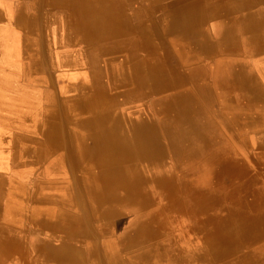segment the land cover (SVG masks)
<instances>
[{
  "label": "bare ground",
  "instance_id": "6f19581e",
  "mask_svg": "<svg viewBox=\"0 0 264 264\" xmlns=\"http://www.w3.org/2000/svg\"><path fill=\"white\" fill-rule=\"evenodd\" d=\"M48 1L52 5L48 11L50 22L46 23L43 40L41 35L35 37L38 49L31 62L45 82L46 127H56L57 109L62 110L61 120L69 122L65 126L70 142L77 145L73 148L79 156L76 164L81 167L82 186L77 185L70 196L60 197L64 214H59L62 208L43 209L40 218L43 229L57 240L54 244L46 238L42 244L33 242V249L38 250L36 264H84L86 257H90L92 264H264V248H254L264 241V191L248 186L253 180L247 177L246 155H239V162L225 158V154L231 156L235 151L231 139L243 150L247 149L244 138L247 116L220 112L225 127H217L206 111L217 87L223 93L217 101L220 110L232 106L233 100L227 96L230 90L243 93L244 106L262 107L264 86L256 82H230L228 74L244 79L233 65L226 75L220 73L219 77L202 66L234 55L233 47L238 44L234 23H238L241 44L246 47L241 51L247 53V43L251 52L264 51V0H217L218 7L207 14L210 20L218 19L212 24L218 35L216 46L209 51L205 49L211 45L195 48L194 40H185L184 36H191L190 33L179 34V40L176 34L168 35L170 28L190 20L200 0H172L168 4L163 0H128L137 17L148 19V25L137 26L147 33L149 40L152 34L158 38L167 61L171 55L166 47L168 41L179 60L191 62L186 66L170 62L178 68L180 76L157 80L153 66L141 58L140 49L137 54L122 49L129 37L122 36L126 27L109 18L110 0ZM37 3H32V7L36 8ZM250 6L257 9L247 14ZM244 10L241 17H229ZM175 18L179 24L172 21ZM70 34L75 39L74 45L66 43ZM163 34L166 36L162 37ZM81 43L89 48L79 50ZM152 47L155 45L148 44L145 49L153 51ZM3 53L12 67L20 66L18 43L5 45ZM73 54H78L85 63L72 59ZM50 55L60 57L56 67ZM147 57L146 62H151L153 58L149 54ZM134 59L137 63L129 66L128 61ZM88 65L91 71L95 68L102 74V80L95 79V83L101 85L104 81L115 87L117 96L105 97L106 104L95 95V99L89 98V93H81L72 84L77 76L85 75L84 71L90 73L85 70ZM141 74L144 79H151L145 82L149 85L145 93L137 90L136 82L132 81ZM109 106H115L116 110L108 111ZM254 135L258 138V156L264 157V149L258 143L264 130ZM166 159L170 163L165 167ZM209 164L212 184L232 185L241 191L219 195L212 188L194 186L190 178L194 177L193 169ZM72 180H68L69 186L78 183ZM247 187L257 193L253 203L240 194L247 192ZM238 194L239 198H235ZM234 200L236 208L229 207L228 203ZM81 201L89 206L83 207ZM145 209L149 210L140 213ZM126 215L130 216L123 221ZM145 215L148 217L141 218ZM114 217L118 219L112 220ZM133 220L140 223L125 225ZM211 225L213 231L208 232ZM153 229L157 232L153 233ZM140 252L145 255L138 256ZM3 259L7 261V253Z\"/></svg>",
  "mask_w": 264,
  "mask_h": 264
},
{
  "label": "rangeland",
  "instance_id": "374dc122",
  "mask_svg": "<svg viewBox=\"0 0 264 264\" xmlns=\"http://www.w3.org/2000/svg\"><path fill=\"white\" fill-rule=\"evenodd\" d=\"M19 6L22 8V12L27 13L29 15V29L32 31H28L26 28H21V21H16L14 25L18 27L19 35H8L5 34L4 36L0 35V124H5L6 127H29L28 130L30 132L34 131V133H30L31 135H36V132H39L41 130V127H46L45 121L47 118L45 115L47 114V96L45 98V95H43V90L45 87L44 83H39L36 82L35 80H31L33 77H39L41 76V73L37 70L28 66V64L31 65V57H33L35 51L38 49L36 45V39L35 37L38 38L39 35L40 37L45 36V31H46V23L48 22L49 24V13L50 7L52 6L48 0H17ZM37 3V7L33 8L32 3ZM167 4L172 1V0H163ZM54 6L58 7L57 4ZM108 6V3H107ZM198 10L197 12L194 13V15L190 18V20H186L185 23L179 24L178 20L175 18L172 21L174 23H178L179 25L173 26L170 28V33L168 35H174L178 36L179 34H182L185 32L190 33L191 36H184L185 40H194V45L198 46H203V45H211L209 48L205 50H210L212 47L216 46L217 42V37L218 35L216 32L212 30V25L211 26H206V23L210 20V17L207 15L209 10L212 8H217V0L216 1H209V0H200L197 3ZM67 11V10H65ZM108 11H112V13L108 12V16L110 19L116 20L114 23L126 27L122 30V36L124 37H129V42H125L122 45V49L127 53H135L140 49V56L143 58L144 63L151 64L153 66L155 73V79H160L164 78L166 76H172L175 75L176 77L180 76V71H178V68L174 65H171L170 62L173 60L172 57H168V61L166 59V54L163 50L162 45L159 44V41L157 40L158 38L155 37V35H150V40L146 32H141L139 27L140 23H143L144 25H148L149 21L146 19L145 16H136L131 8L130 2L128 0H110L109 6H108ZM63 12V11H62ZM160 11H158L159 13ZM188 15V14H187ZM196 15V17H194ZM198 15V16H197ZM150 18V17H149ZM209 18V19H208ZM151 19V18H150ZM113 22V20H111ZM19 27L21 29H19ZM145 27V26H144ZM50 28V27H49ZM205 28V29H204ZM139 29V30H138ZM211 29V31H210ZM145 30H149L148 28H145ZM208 30V32L206 31ZM26 33V34H25ZM69 34V33H68ZM13 36V37H12ZM146 38H145V37ZM166 34H163L162 37H165ZM69 43L66 42L68 45H74L73 37L70 34L69 36ZM14 38V39H13ZM3 39V40H2ZM180 37L178 36L177 40H179ZM7 44H13L14 42L19 44V63L20 66L15 69L12 67V63L10 59H5L3 49L4 46ZM28 40V42H27ZM75 40V39H74ZM136 40V44H135ZM198 42L197 44L195 43ZM27 44H26V43ZM50 42V41H49ZM151 42V45L150 43ZM149 46H154L152 47L153 51H147L145 48L147 45ZM146 45V47H145ZM52 46V45H51ZM69 47V46H68ZM71 47V46H70ZM84 48H89L85 43L80 44L79 50H84ZM156 48V50H154ZM65 50V47H64ZM257 52V51H255ZM260 52V51H259ZM139 53V52H138ZM174 53H176L174 51ZM150 55L153 59L151 62H146L148 60L147 55ZM72 59L78 60L82 63L83 59L78 55V54H73ZM75 57V58H74ZM135 57V56H133ZM50 59L52 60L53 65L56 67L57 62L60 60V57L56 55H50ZM85 61V60H84ZM113 62V61H112ZM210 62V61H209ZM208 62V63H209ZM134 63H137L135 59L133 61H128V65L131 66ZM87 67V68H86ZM85 70H89L90 73L94 72L93 74H86V71H84L85 75H80L75 78V80L72 81V84L74 86L79 87L81 90V93H89V98L90 96H93V99H95L94 95L98 97L100 100L103 101V103H107L108 99L105 97H116L117 94L114 92L115 87L112 85H109L108 83H105L102 81L101 85L98 83H95L93 80L97 79L96 82L99 80H102V74L98 73L96 69L94 68L93 71H91V66H86ZM38 71V72H37ZM10 74V75H9ZM179 74V76H178ZM95 75V77H94ZM144 75H140L139 77H134L133 78V83L136 82V87L137 90L141 91V93H145L147 91V87L149 86L148 84L145 85V82L147 83L148 80L151 79H144ZM29 78L31 80L30 83H27L30 80H27ZM27 82H26V81ZM186 84V83H182ZM134 87V85H133ZM179 89H182L181 87H177ZM136 91V90H135ZM31 92H38L37 94L39 95L38 99L31 98L30 96L33 95ZM216 92V91H215ZM215 92L213 91L212 95V100L207 102L206 104V111L211 114V118L214 120V124L217 125V127H220V125H225V123L221 120V117L219 116L220 109L218 108V99L214 98L215 97ZM115 93V94H114ZM35 96V95H34ZM138 97H140V94H137ZM21 97V98H20ZM10 98V99H9ZM104 98V99H103ZM152 98H155V95L152 94ZM92 99V97H91ZM22 100V101H21ZM233 103H236L235 105V111L236 113L243 112V109H240L242 106H240L239 101H233ZM109 105V104H108ZM109 108V109H108ZM106 110V108H105ZM108 111H115V106H109L107 107ZM118 110V109H117ZM257 110V111H256ZM262 112L259 113L258 109H252L249 110L247 109V112H252V114L248 115L247 114V149L243 150L240 146V144H237L236 141L231 139L230 145L235 147L234 153L230 156H227L225 154V158L228 159L229 161L235 160L236 162H239V159L241 155H246V161L245 164L247 165V172L253 174L254 177V183H264V157L258 156V153L256 148H257V143L256 136L254 133L256 131L264 130V108L261 109ZM3 111V112H2ZM56 116L58 115L59 117L57 118L54 116V121L56 122L55 125L56 127H46V132L45 135L47 141L49 142V145L53 146L55 144L59 145V147L64 148L62 160L64 164L67 167L68 171V179H73L77 180V184L73 183L72 185L69 186V191L67 192V196H70L78 186H82V183L79 179V172L81 170V167H77L76 161L79 159V156L75 153V149L73 147H70V141L68 138L66 126L69 125V122H63L61 120L62 117V110H58L57 112L55 111ZM252 118L254 120H252ZM37 120V122L35 121ZM259 122H257V121ZM63 124V125H62ZM71 124V123H70ZM257 124V125H256ZM66 125V126H65ZM249 125V126H248ZM32 127V128H30ZM224 127V126H223ZM237 127V125H235ZM19 130V129H18ZM63 135L61 134V131ZM57 133H59V136H55ZM223 136V134H222ZM221 136V137H222ZM262 139L260 138L258 143H261L262 149H264V136H261ZM224 138V137H222ZM258 141V140H257ZM111 155V154H108ZM240 155V156H239ZM135 158L131 157V161L134 162ZM170 161L166 159L163 161L164 166H168ZM205 171V170H204ZM201 172V175H194V177H190L192 182H204V177L207 182H210V177L208 174V171L206 172ZM204 176H203V175ZM257 174V175H256ZM207 175V176H206ZM157 176V175H156ZM257 176V177H256ZM207 177V178H206ZM72 180V181H73ZM206 181L204 183H206ZM74 187V188H73ZM251 190V189H250ZM253 195L254 200L250 202H254L257 198H254L257 196L256 191L251 190L250 192ZM242 196L247 197V192H241L240 193ZM44 195L41 197V202L45 203ZM235 198H239L238 195H235ZM82 204L84 203L81 201ZM255 204V203H254ZM250 206V203H248ZM87 207V204H86ZM153 207V205H152ZM264 207V205H262ZM56 210H59V214H64L65 211L64 207L60 206V203H58L57 207H54ZM149 209H145L141 211L140 213H145ZM130 216V215H129ZM128 215H126V218H122L123 221L128 220L129 218ZM148 217L147 215L141 216V218ZM118 219L117 217H114L112 220ZM136 224L140 223V220H133V221H126L125 225L127 224ZM35 236L37 238L33 239L32 242H30V246L33 242L41 243L42 240H40V237L38 233H41L39 230L35 231ZM157 232L156 229H153V233ZM45 238H49V242L51 243H56L55 237L52 235H48V233H45ZM47 235V237H46ZM58 235V234H57ZM59 242V241H57ZM42 244V243H41ZM32 248V247H31ZM83 249V248H82ZM80 249V250H82ZM80 253V252H79ZM145 255L144 252H140L138 256ZM4 256L5 254L2 252V256H0V263L4 262ZM29 256V255H28ZM93 258V257H92ZM33 259H27L28 264H36V261ZM85 262L84 264H92L91 261H89L90 257L84 258ZM94 259V258H93Z\"/></svg>",
  "mask_w": 264,
  "mask_h": 264
},
{
  "label": "crops",
  "instance_id": "0c3cea01",
  "mask_svg": "<svg viewBox=\"0 0 264 264\" xmlns=\"http://www.w3.org/2000/svg\"><path fill=\"white\" fill-rule=\"evenodd\" d=\"M256 9L257 7H248L247 14L256 11ZM245 12L246 10L241 11L239 14L234 12L229 17L232 19L241 17ZM18 20L21 21V28H26L29 32L32 31L29 29L31 28L28 22L29 15L22 12V8L19 6L17 0H0V35L13 34L18 36L20 34L18 27L14 25ZM217 21L218 19L209 20L206 26L209 27L213 23H217ZM216 27L218 26L215 25V28ZM21 28L19 27V29ZM212 30L215 31V29ZM206 31L208 32V30ZM237 31L238 23H234L233 32L238 39V44L235 45L236 48L233 47L234 55H231L232 57H222L220 60H216L212 63L206 62L202 66L205 67V71L208 73L213 75L216 74V77H219L220 73L226 75L227 70L233 65L234 71L240 74L243 73L245 77L243 76L244 79L242 80L240 77L232 78V75L228 74V80L230 82L245 81L247 84L248 82H256L261 84L262 87L264 86V51L251 52L249 49L250 46H248L249 43H247V53L241 51L242 49L245 50L246 47H243V44H241L243 38ZM166 43L167 51L171 53L169 56L173 59L169 62L175 61L180 66H186L191 63L179 60L174 54V47L169 44L168 41ZM28 66L32 68L35 67V69L37 68L34 62H32L31 65L28 64ZM234 73L235 72H233V74ZM27 80L30 79L28 78ZM31 80L45 83L42 75L33 77ZM31 80L28 82L25 81L30 83ZM218 90L219 88L217 87L215 90L216 92L214 91V98L221 100L223 93ZM31 93L33 94L30 96L31 98H39L38 92ZM242 94L241 92L233 90L227 93V96L230 97L231 100L239 101L240 106H242L240 109H243V112L239 114L242 113L245 116H247V114H252L251 111L247 112V109H258L259 113L262 112L261 109L264 108V106H244L242 100L245 96ZM249 94L250 93H247V99L249 98ZM43 95H45L46 98L45 90H43ZM235 105L236 103H233L231 107H224L220 112L226 115H235L237 114ZM35 121L37 122V120ZM222 126L225 127V125ZM244 126L247 127V121H245ZM28 128L29 127H14L13 130V127H6L5 124H0V251L4 254H8L7 261L1 262L0 264H28L27 259H29V257L30 259L35 257L38 250L33 249V243L31 244L32 248L29 247V244L33 239L37 238V236L34 235V229L37 231L40 229L39 231L41 233H38L40 240H45L44 234L47 233L45 232L47 229H43L42 219H40L41 215L44 213L43 209L57 207L60 197H64V195L66 197L69 191L68 171L62 160L64 148L59 147L57 144L53 146L49 145L46 136L43 135L46 132V127H41V130L36 132V135H31L30 133H34V131L30 132ZM244 138L247 142V130L244 132ZM69 143L71 144L70 147L77 146L75 141ZM193 170H195L193 173L194 175H201V172L208 170L209 174L207 175L211 177L210 164L202 169ZM247 177L253 180V184H248V186H253L255 189L264 191V183H254L255 175L253 176V174L247 172ZM192 183L194 186L201 187L205 190L212 188L214 192L219 195L227 194V192L228 194H236L241 191L235 189L232 185H228L227 187L216 186V184L211 183V179L209 185L203 182ZM250 189L252 190V187H247V201L254 200L252 199L253 195L250 193ZM43 194L47 197L45 198V203L41 202ZM238 196H240V194H238ZM85 202L82 206L86 207L87 204L88 207V202ZM236 205L237 202H235V200L228 203V206L231 208H236ZM34 216H36V218L32 219ZM235 223L236 222L233 220V224ZM165 224L168 223L166 222ZM223 226L224 223L221 224V228H223ZM212 228V225L208 226L207 231H213ZM190 235L192 236V234ZM194 238L196 240L200 239L197 237ZM46 240H49V238H46ZM254 248H264V241L258 243Z\"/></svg>",
  "mask_w": 264,
  "mask_h": 264
}]
</instances>
